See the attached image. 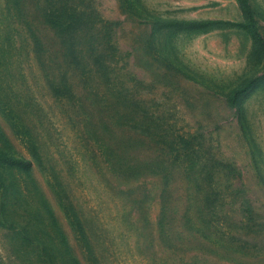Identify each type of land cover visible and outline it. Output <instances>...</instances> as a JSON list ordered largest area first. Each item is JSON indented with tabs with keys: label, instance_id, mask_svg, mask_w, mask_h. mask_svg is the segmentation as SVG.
<instances>
[{
	"label": "rangeland",
	"instance_id": "1",
	"mask_svg": "<svg viewBox=\"0 0 264 264\" xmlns=\"http://www.w3.org/2000/svg\"><path fill=\"white\" fill-rule=\"evenodd\" d=\"M4 1L0 264H76L72 252L81 264H264V0H61V15H81L84 4L83 16L105 20L82 46L105 79L87 80L107 98L101 109L86 92L68 91L76 81L45 78ZM35 1L47 0H21L25 14L39 13ZM250 16L255 25L242 28ZM109 76L116 88H108ZM116 110L106 123L104 111ZM148 144L139 166L160 167L166 148L182 164L173 182L184 179L196 198L170 209L166 227L158 185L145 223L132 192L137 181H121L129 172L110 167L103 151L117 148L120 159ZM208 194L214 199L205 205ZM201 228L220 240L228 230L243 252L224 256L201 246Z\"/></svg>",
	"mask_w": 264,
	"mask_h": 264
},
{
	"label": "trees",
	"instance_id": "2",
	"mask_svg": "<svg viewBox=\"0 0 264 264\" xmlns=\"http://www.w3.org/2000/svg\"><path fill=\"white\" fill-rule=\"evenodd\" d=\"M60 1L61 0H47L45 3L35 1L34 3H32L34 8L33 10H38L39 13L36 14L34 13V11L32 12L31 10H29L25 14L23 12L24 8L21 4V0H5L4 2L8 4V7H6V9H8L7 11L10 15V22L14 20L15 24L20 27L18 31L10 25L6 28L10 30H15L19 32L20 35H25L31 40L34 47V52L36 53L37 60L40 66L43 67L44 76L51 84L52 82H55L58 76L63 77L66 82L72 80L76 81L78 87L69 89L68 91L70 93L79 90L86 92V94H88L91 98V104L94 107L101 109L108 102L106 100V96L101 94L97 87L93 86V88L91 89V86H89V83L87 82L88 75H92L96 78H101V76L97 74L95 69L90 65V59L87 58V55L82 53V46L83 44H85V42L87 43L88 41L87 36H85L86 32L88 30L95 29L96 23L102 25L105 20L101 17L98 19V21H95L93 18H88L89 16H83L82 14H85L86 10L84 4H82L81 7L78 9V12L81 13V15L79 14L73 17H69L64 14L61 15L59 14V11L62 10V7L60 6ZM40 9L44 10L43 14L40 12ZM249 24L255 25V19L253 16L249 17L248 23L241 22V24L239 25H241L242 28L247 29ZM259 35L261 37V40L264 42V34ZM5 50L6 48H4L3 42L0 41V70L1 68H8L3 65L4 58L7 59ZM72 51L75 52L74 56L75 59H78L77 62L73 61L74 57L71 56ZM94 53V58H99L98 54L100 52L95 51ZM8 72L10 73L11 71L8 69ZM107 79L109 82L108 88H116L113 85L114 77L109 76V78ZM101 80L104 81L105 79L101 78ZM86 85L88 86V88L86 87ZM114 94L115 93H113V95ZM75 96L76 95L74 94L73 98H75ZM73 103L75 104V102ZM73 106L75 107V110L79 113V115H87V112L84 107L78 106L77 104ZM117 110L109 113L104 111V120L106 123L109 122L108 124H112V120H114V114L118 112ZM81 122L84 123V120L82 119ZM134 126L139 129L143 126V124H141L139 121H135ZM156 127L158 128V126ZM142 131L145 136L147 134H150L147 131ZM159 150V155L163 156V162L162 165L158 168H151V166L144 168L142 166H139V162L140 160H142V156L146 153V151H149V144L145 146L142 151H136L132 155L130 153V149L127 148L124 157L121 155L118 156L120 157V159L116 157L118 151L117 148H104L103 151L106 155H108L106 163L110 164V167L113 168L114 165L119 164L120 166L118 167L121 170L125 169L129 172L130 176L122 177L124 179L120 178L121 181L127 183L137 181L135 187H133L132 189V192L133 194H135L134 199L140 209L139 215L141 217V220H143L145 223H148L146 209V206H148L147 203L150 201L151 194L153 193V187L158 185L157 197L160 201V213L158 215L159 223L163 224L162 226L166 227L167 224H164L162 220L170 209L174 208L179 201L186 203V205H193L196 198L194 196V193L191 191L189 192L188 188L185 187L184 179L176 178L177 182H173V174H171L172 170L174 169L178 172H182V169L180 167V165L182 164L181 162H178V158L175 156L171 158V156H169V151H167L166 148L162 147ZM148 155H146L144 158H146ZM165 155L167 156V158L165 157ZM22 157L24 156L22 155ZM164 161H169L170 167L164 168ZM33 168L34 165H32V169ZM113 169L116 170L117 167H114ZM153 170H155L154 172L157 176L151 182H147L148 178L152 177L150 172L153 173ZM114 179H119V177ZM201 189L202 187H200V185L198 184L195 190L199 194V191ZM21 195L24 198L26 196V203H28V195H26L24 192H22ZM224 195L225 194L223 193H219V196H221V199L223 201L225 199ZM212 199H214L212 194H208L204 199L205 205L208 203V201ZM218 210L219 208H216L214 213L218 214ZM72 213L76 218V213ZM206 229L207 228H201L197 232L198 241L199 243H201V246H205L209 250L217 249L224 256H234L238 252H243L242 244L235 245L231 242V240L228 239V230L226 234L221 237L220 240V238L218 237L209 235L206 232ZM188 230L193 231L194 229L189 228L186 231L188 232ZM71 259H74V261L76 260V264H81L79 260L77 261V259H75V254L73 252ZM199 263L206 264L205 262Z\"/></svg>",
	"mask_w": 264,
	"mask_h": 264
}]
</instances>
